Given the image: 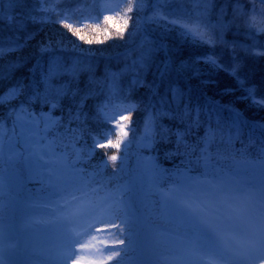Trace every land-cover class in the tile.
<instances>
[{"label":"trees","instance_id":"16d2710c","mask_svg":"<svg viewBox=\"0 0 264 264\" xmlns=\"http://www.w3.org/2000/svg\"><path fill=\"white\" fill-rule=\"evenodd\" d=\"M109 7L122 9L127 23L117 26L105 19ZM158 17L192 36L156 26L142 29L144 20ZM10 91L13 99L1 100ZM28 112L57 117L54 152L70 161L66 174L72 177L59 194L46 192L39 181L18 189L12 181L0 180L1 219L24 212L22 221L33 223L61 204L84 205L90 214L107 205L115 210L114 200L128 194L124 184L135 142L151 118L153 143L143 151L164 187L179 185L182 194L198 199L220 196L227 213L235 194L261 204L264 4L0 0V126L10 132L15 118ZM117 115L128 120L132 132L127 147L118 143L119 134L106 121ZM55 162L50 164L56 167ZM180 170H187L191 181L173 175ZM19 176L24 177L22 170ZM241 219L247 228L248 219ZM138 227L134 221L119 223L103 233L113 263L136 264L143 258ZM249 232L264 237L257 222ZM154 260L173 264L176 256L155 249L149 262Z\"/></svg>","mask_w":264,"mask_h":264},{"label":"rangeland","instance_id":"374dc122","mask_svg":"<svg viewBox=\"0 0 264 264\" xmlns=\"http://www.w3.org/2000/svg\"><path fill=\"white\" fill-rule=\"evenodd\" d=\"M103 16L117 26L127 23L118 7L104 9ZM142 23L143 30L156 26L192 36L190 31L162 17ZM210 64L217 67L215 62ZM14 96L10 91L1 100L9 101ZM56 121L57 117L48 112H28L15 118L10 132L0 126L1 182L8 179L13 186H20L18 189H27L32 182L39 181L47 187L46 192H61L72 175L66 174L70 161L62 152H54L52 129ZM106 121L119 134L118 143L127 147L132 133L128 132V120L117 115L107 117ZM154 134L151 118L135 142L137 150L124 184L128 194L114 200L115 210L107 205L90 214L84 205L61 204L47 212L46 218H35L33 223L28 219L22 221L24 212L9 220L0 218V264H116L103 242V233L131 221L139 225V243L144 253L136 264H152L149 257L155 249L175 255L173 264H264V239L249 235L254 223L264 227V201L256 205L235 194L227 202V213L219 205L220 196L203 195L195 200L192 195L182 194L179 185L164 187L155 163L143 151L152 146ZM53 155L63 158L56 161ZM51 161H56L57 166L51 165ZM21 170L24 177L19 176ZM173 175L184 183L192 179L187 170ZM13 209L11 206L9 210ZM241 218L248 219L247 228ZM163 263L170 264L167 260ZM154 264L158 263L154 260Z\"/></svg>","mask_w":264,"mask_h":264},{"label":"water","instance_id":"95a60500","mask_svg":"<svg viewBox=\"0 0 264 264\" xmlns=\"http://www.w3.org/2000/svg\"><path fill=\"white\" fill-rule=\"evenodd\" d=\"M258 1H260L261 3H263V4H264V0H258Z\"/></svg>","mask_w":264,"mask_h":264},{"label":"bare ground","instance_id":"6f19581e","mask_svg":"<svg viewBox=\"0 0 264 264\" xmlns=\"http://www.w3.org/2000/svg\"><path fill=\"white\" fill-rule=\"evenodd\" d=\"M62 262H60L59 264H61Z\"/></svg>","mask_w":264,"mask_h":264}]
</instances>
